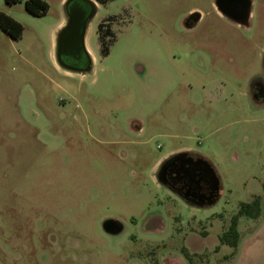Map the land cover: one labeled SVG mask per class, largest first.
<instances>
[{"label": "rangeland", "instance_id": "1", "mask_svg": "<svg viewBox=\"0 0 264 264\" xmlns=\"http://www.w3.org/2000/svg\"><path fill=\"white\" fill-rule=\"evenodd\" d=\"M23 1L0 0L23 27L0 28V264H264V104L245 82L261 69L264 0L248 27L214 0H91L85 73L56 61L66 0L42 16ZM186 147L219 179L204 209L155 179ZM254 195L260 216L239 219L236 248L219 244Z\"/></svg>", "mask_w": 264, "mask_h": 264}, {"label": "flooded vegetation", "instance_id": "2", "mask_svg": "<svg viewBox=\"0 0 264 264\" xmlns=\"http://www.w3.org/2000/svg\"><path fill=\"white\" fill-rule=\"evenodd\" d=\"M216 0H214L215 3ZM221 10L220 12L215 5L214 10L217 15L226 17L237 26L248 27L252 16V1L251 0H220ZM80 3V2H79ZM85 11L89 12V6L80 3ZM246 10H249V16L247 17L246 25L240 23L243 19V15ZM225 12V13H224ZM200 17H196L193 13L185 22L187 28H191ZM263 56H261L260 66L261 69L251 75L249 80H245L248 85V96L250 101L256 106L264 104V65ZM64 63L70 66L72 69H67L69 72L85 73L84 70H89L92 65L91 58L81 54L79 51L71 50L62 57ZM262 75H259V74ZM242 74L245 75L244 71ZM248 71H246V75ZM220 85H223L220 82ZM206 159L198 152L186 147L184 149H178L170 156L165 158L159 166L158 177L161 183H159L166 190L174 194L184 204L197 209H204L207 206L214 204L220 195V183L214 184V180L206 169ZM208 162V161H207ZM215 186L219 189L215 190Z\"/></svg>", "mask_w": 264, "mask_h": 264}, {"label": "water", "instance_id": "3", "mask_svg": "<svg viewBox=\"0 0 264 264\" xmlns=\"http://www.w3.org/2000/svg\"><path fill=\"white\" fill-rule=\"evenodd\" d=\"M220 0H216L214 5L216 8L223 13L221 10ZM82 4H87L89 6V12L87 13L83 8ZM64 11L66 16L65 24L58 30L55 38V52H56V61L57 63L65 68L72 69L70 66L66 65L62 59L63 55L68 53L71 50H77L81 54L87 56L90 59V55L85 46V34L87 29L88 21L94 16L96 12V8L94 3L91 0H66L64 3ZM225 13V12H224ZM198 18L199 15L194 13ZM249 16V10H246L243 19L240 20V23L246 25L247 17ZM263 65H264V56H263ZM88 71V70H84ZM206 169L208 173L214 180V184L217 185L219 183V179L210 165L206 160ZM156 180L158 183H161L158 177V172L155 174ZM218 187L215 186V190L218 191Z\"/></svg>", "mask_w": 264, "mask_h": 264}, {"label": "trees", "instance_id": "4", "mask_svg": "<svg viewBox=\"0 0 264 264\" xmlns=\"http://www.w3.org/2000/svg\"><path fill=\"white\" fill-rule=\"evenodd\" d=\"M22 0H5L8 4L19 3ZM24 9L33 16H42L47 12L48 4L45 0H24ZM0 28L12 39H18L23 31L22 25L14 20L9 15L0 11ZM261 214V198L259 195H254L249 202H241L236 213L230 217L229 225L223 231L218 241L221 245H227L231 248H236L240 242V233L238 231V223L241 217L256 219ZM184 258L191 262L192 255L184 247L182 248Z\"/></svg>", "mask_w": 264, "mask_h": 264}, {"label": "crops", "instance_id": "5", "mask_svg": "<svg viewBox=\"0 0 264 264\" xmlns=\"http://www.w3.org/2000/svg\"><path fill=\"white\" fill-rule=\"evenodd\" d=\"M95 2V1H94ZM93 2V3H94ZM95 5V4H94ZM95 8H96V6H95ZM66 21V16H64L62 19H61V21L58 23V26L57 27H60L64 22ZM134 128H136L139 132L141 131V127L140 126H135ZM176 151V150H175ZM175 151H173V152H171V153H169L167 156H165V157H163V158H161L160 159V161L158 162V164H157V168H158V166H159V164H161V162L163 161V160H165V158H167L168 156H170L172 153H174ZM207 161V160H206ZM156 168V169H157ZM155 179H156V177H155ZM157 181V180H156ZM158 182V181H157Z\"/></svg>", "mask_w": 264, "mask_h": 264}]
</instances>
